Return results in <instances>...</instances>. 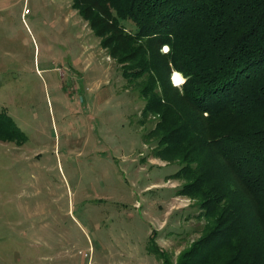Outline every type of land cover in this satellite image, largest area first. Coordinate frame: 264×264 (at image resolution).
<instances>
[{
  "label": "rangeland",
  "instance_id": "374dc122",
  "mask_svg": "<svg viewBox=\"0 0 264 264\" xmlns=\"http://www.w3.org/2000/svg\"><path fill=\"white\" fill-rule=\"evenodd\" d=\"M71 4L0 0V263L161 264L152 241L173 263L206 219Z\"/></svg>",
  "mask_w": 264,
  "mask_h": 264
},
{
  "label": "trees",
  "instance_id": "16d2710c",
  "mask_svg": "<svg viewBox=\"0 0 264 264\" xmlns=\"http://www.w3.org/2000/svg\"><path fill=\"white\" fill-rule=\"evenodd\" d=\"M71 5L123 77L141 81V113L158 117L154 155L179 164L176 194L206 219L173 263L152 241L161 264H264V0Z\"/></svg>",
  "mask_w": 264,
  "mask_h": 264
},
{
  "label": "bare ground",
  "instance_id": "6f19581e",
  "mask_svg": "<svg viewBox=\"0 0 264 264\" xmlns=\"http://www.w3.org/2000/svg\"><path fill=\"white\" fill-rule=\"evenodd\" d=\"M172 77L173 82H175L176 84H180L183 81V78L179 73H174ZM177 77L179 78V81H177Z\"/></svg>",
  "mask_w": 264,
  "mask_h": 264
},
{
  "label": "snow or ice",
  "instance_id": "6c2138e0",
  "mask_svg": "<svg viewBox=\"0 0 264 264\" xmlns=\"http://www.w3.org/2000/svg\"><path fill=\"white\" fill-rule=\"evenodd\" d=\"M177 81H179V78L177 77Z\"/></svg>",
  "mask_w": 264,
  "mask_h": 264
}]
</instances>
